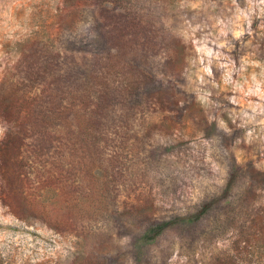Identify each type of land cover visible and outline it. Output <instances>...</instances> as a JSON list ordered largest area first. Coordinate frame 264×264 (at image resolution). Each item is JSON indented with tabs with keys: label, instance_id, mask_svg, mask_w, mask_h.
<instances>
[{
	"label": "rangeland",
	"instance_id": "obj_1",
	"mask_svg": "<svg viewBox=\"0 0 264 264\" xmlns=\"http://www.w3.org/2000/svg\"><path fill=\"white\" fill-rule=\"evenodd\" d=\"M74 2L0 0V264H264V0H138L94 53ZM85 60L111 66L89 143L54 110Z\"/></svg>",
	"mask_w": 264,
	"mask_h": 264
},
{
	"label": "trees",
	"instance_id": "obj_2",
	"mask_svg": "<svg viewBox=\"0 0 264 264\" xmlns=\"http://www.w3.org/2000/svg\"><path fill=\"white\" fill-rule=\"evenodd\" d=\"M76 5L81 4L84 6L91 7L89 8L90 12L96 13L97 18L94 17V29L93 33L95 36L88 39V45L90 46H82L83 50L90 52H99L106 49V38L102 34V26L111 24V28L113 30H117L119 36H123L121 31H130L131 29H135V23L129 21L127 24L123 22L120 18H125V16H129L132 20H135V13L130 10L134 9L138 0H75ZM129 11L128 13H126ZM102 12H114L109 17H113L111 22H107L108 18L106 16H101ZM105 24L101 25L99 20H104ZM126 21V19H124ZM130 24V25H129ZM89 61L85 60L83 65L72 64L67 68V71L62 77H59L57 80L55 79L53 85L55 86L58 104L54 107L56 110V116H58V121L62 122L63 127L72 128L77 131V138L80 141H85L89 143V141L93 140L92 132L93 127L89 124L92 120H95V116L98 117L99 120H104L106 118V114L104 112L105 108L108 106V85H107V74L109 73L111 66H108V63H104L102 71L100 72L99 77L95 75L96 73L90 71L86 76V68H88ZM79 70V71H78ZM50 84H48L49 87ZM48 97L44 96V99ZM8 100L5 96H1V101ZM93 100V101H92ZM94 100H98L99 105L96 106L94 104ZM37 103V102H36ZM94 104V111H87V108H90L89 105ZM82 105L84 106V112L80 114H76L74 111L76 106ZM35 108V107H34ZM36 111H33L32 118L28 120V126L30 128L38 127V114L41 111L39 105L36 106ZM51 116L54 114V111H51ZM89 113V114H88ZM53 115L52 119H55ZM51 116L46 115L48 120ZM105 116V117H104ZM78 118V119H77ZM57 119V118H56ZM76 122V123H74ZM204 209H201L197 214H194L187 218L188 220L197 221L204 212ZM70 213V211H68ZM185 218H175L174 222L185 221ZM172 221V220H171ZM172 222H164L154 226H150L147 228L138 239V241H142L144 243L152 241L156 236H158L166 227H168Z\"/></svg>",
	"mask_w": 264,
	"mask_h": 264
}]
</instances>
